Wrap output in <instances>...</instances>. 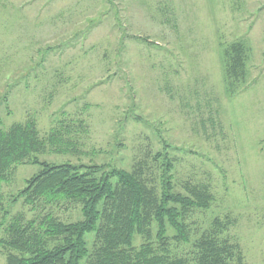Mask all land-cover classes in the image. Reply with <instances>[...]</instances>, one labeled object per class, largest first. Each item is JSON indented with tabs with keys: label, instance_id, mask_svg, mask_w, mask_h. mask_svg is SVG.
Wrapping results in <instances>:
<instances>
[{
	"label": "rangeland",
	"instance_id": "obj_1",
	"mask_svg": "<svg viewBox=\"0 0 264 264\" xmlns=\"http://www.w3.org/2000/svg\"><path fill=\"white\" fill-rule=\"evenodd\" d=\"M236 44L248 50L243 81L227 77ZM0 120L68 142L42 162L135 173L158 200L167 178L175 194L211 198L184 219L189 244L167 224L163 247L151 220L137 251L197 264L195 244L219 221L222 244L264 264V0H0ZM39 170L6 174L0 242L16 219L82 220L77 203H11ZM10 252L0 244V264Z\"/></svg>",
	"mask_w": 264,
	"mask_h": 264
},
{
	"label": "trees",
	"instance_id": "obj_2",
	"mask_svg": "<svg viewBox=\"0 0 264 264\" xmlns=\"http://www.w3.org/2000/svg\"><path fill=\"white\" fill-rule=\"evenodd\" d=\"M225 55L227 77L243 81L248 61L245 45H233ZM229 84L234 87L233 82ZM62 145L67 146L68 142L54 137L40 139L31 125H16L8 132L0 131V187L12 168L31 165L40 169L12 198L13 205L23 201L37 209L40 202L43 205L72 202L80 204L82 210V220L74 224L59 222L51 214L41 221L14 220L7 229L9 240L0 242L11 251L7 264H81L87 259H90L88 264H186L184 260H170L166 255L157 254L151 246L137 251L133 246L135 236L144 235L154 220L163 247L168 245L167 224L177 234L174 241L189 244L190 234L184 219L192 209H207L209 196L195 194L193 200L175 194L167 178L158 200L135 173L96 165L40 161L39 157L49 147L58 146L61 151ZM170 168L168 165L166 174ZM1 201L0 194V212L7 219L9 212ZM222 230L223 226L216 221L214 230L205 233L195 244L197 264H233L235 260L243 264L238 247L220 242ZM91 234L96 236L92 253L86 242Z\"/></svg>",
	"mask_w": 264,
	"mask_h": 264
}]
</instances>
